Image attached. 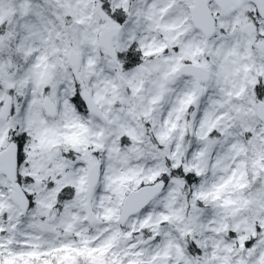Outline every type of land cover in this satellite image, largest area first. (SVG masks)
Here are the masks:
<instances>
[{"label":"snow or ice","instance_id":"6c2138e0","mask_svg":"<svg viewBox=\"0 0 264 264\" xmlns=\"http://www.w3.org/2000/svg\"><path fill=\"white\" fill-rule=\"evenodd\" d=\"M0 264H264V0H0Z\"/></svg>","mask_w":264,"mask_h":264}]
</instances>
